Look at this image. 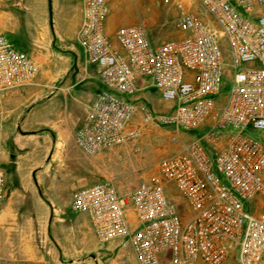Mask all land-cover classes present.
<instances>
[{
    "label": "built area",
    "instance_id": "obj_1",
    "mask_svg": "<svg viewBox=\"0 0 264 264\" xmlns=\"http://www.w3.org/2000/svg\"><path fill=\"white\" fill-rule=\"evenodd\" d=\"M112 1L80 0L76 41L102 88L74 130L75 146L93 156L135 141L150 123L203 133L129 191L110 179L80 185L70 208L85 214L99 243L127 240L137 264H264V142L245 134L264 128V0H163L182 33L163 41L139 23L108 34ZM39 72L0 28V123L7 94ZM225 75L229 91L219 102ZM144 79L166 111L133 99ZM6 196L0 168V205Z\"/></svg>",
    "mask_w": 264,
    "mask_h": 264
},
{
    "label": "rangeland",
    "instance_id": "obj_2",
    "mask_svg": "<svg viewBox=\"0 0 264 264\" xmlns=\"http://www.w3.org/2000/svg\"><path fill=\"white\" fill-rule=\"evenodd\" d=\"M15 2L16 0H0V10H4L7 14L3 13L1 16L3 26L0 25V28L7 33L17 49H26L25 51L40 64V72L32 83L18 88H23L21 97L28 103L46 95L51 86L57 85L63 79L68 69L69 71L73 69V65L72 58L65 51L68 50V44L53 41L48 31L43 32L39 27L34 28L31 23V20L33 22L37 20V23L46 21L47 12L40 13L43 15H40L41 20L34 17L35 13L32 11L17 10V4H13ZM195 9L202 14L205 13L199 4H195ZM262 9L264 11V5ZM175 17L176 10L163 0H113L107 22L111 31L129 23L142 24L152 41H163L182 35L180 31L173 30ZM11 30L15 34H11ZM221 46L223 54L227 56V43L223 41ZM229 86L228 75H225L217 95L219 102L227 96ZM149 91L153 95L150 99L137 97L135 100L145 101L156 113L166 111L169 103L164 102L154 88ZM59 99L60 97H55L52 101L58 103ZM46 101L47 99L38 100L32 109H41ZM41 115L48 114L41 111ZM50 115L52 118L55 117L52 113ZM15 120V117H6L0 123V155H7V150H12L13 155L19 160L18 165L22 168L27 165L22 155L33 156L39 142L36 136H20L22 130L16 128ZM202 133V129L178 132L170 125L150 123L142 126L135 141L93 156L81 154L75 144L68 142L67 145L73 153L72 160L66 162L63 168L68 173L66 176L71 177L53 181L56 187L52 188L51 192L56 196L52 207L54 211L52 208L50 210L51 214L54 212L55 217L64 215L67 218L55 219L53 231H49L47 209L43 207L44 210H41L33 202L24 184L23 173L20 178L16 171L6 170L8 193L10 190L14 192L15 202L6 217L0 220V236L3 238L0 264H59L54 243L73 246L77 244L81 251L77 252L79 255H76V258L81 257L82 260L74 264H137L127 240L108 243L97 241L85 214L70 208L72 194L80 185L105 179H110L120 192L129 191L139 181L155 173L156 163L160 158L181 150L192 136ZM245 134L264 142V128L257 130L247 128ZM54 173L58 178L65 174L64 170ZM170 189L172 194L177 193L173 186ZM40 192H42L41 187ZM42 211L46 215L42 220L37 222L30 218L32 212L42 214L44 213ZM49 248L51 251H47ZM70 256L68 254L67 259L71 258ZM231 263L232 257L225 264Z\"/></svg>",
    "mask_w": 264,
    "mask_h": 264
},
{
    "label": "crops",
    "instance_id": "obj_3",
    "mask_svg": "<svg viewBox=\"0 0 264 264\" xmlns=\"http://www.w3.org/2000/svg\"><path fill=\"white\" fill-rule=\"evenodd\" d=\"M30 1L16 0L13 4H17V10L19 11L34 12V17H38L41 20V16L43 15L40 13L47 12L46 21L37 23V20H34L35 22L31 20V23H33L34 28L39 27L43 32L48 31L53 41L68 44V50L65 51L72 58L73 69L71 71L68 69L63 79L57 85L51 86L52 88L46 95L28 103L21 97L23 88H17L7 94L4 99L5 113L2 122L6 117H15L14 125L16 128L22 130L20 136H36L39 144L36 146L33 156L27 154L22 155V159L26 160V166L21 168L18 165L19 160L13 155L12 150H7V155H0V168L4 172L8 169L11 172L16 171L20 178L23 173L22 178L25 180L24 184L26 185L27 191L31 194L33 202L41 210H44V208L47 209L46 214L50 224L49 231H53L55 219L63 220L67 218L64 215L55 217L54 212L52 214L50 212L51 208L54 207V197L56 196L55 193L51 192L52 188L56 187L53 181H60L64 177H71L66 176L68 173L63 168L66 162L68 163L72 160L73 154L67 143L75 144L73 136L74 128L84 120L87 108L95 93L102 88V84L97 66L86 62L84 54L76 41V32L81 22L80 0ZM3 13L5 14L6 12L0 10L1 26H3L1 19ZM106 30L110 35L113 33V31L109 30L107 21ZM10 33L15 34L13 30ZM151 89L153 87L148 79L139 80V88L133 96V99L137 97L150 99L153 96L149 91ZM55 97H60L58 103L52 101ZM41 99H47L44 107L41 109H32L33 105ZM40 110L47 112L48 115L42 116ZM50 113L55 115V117L52 118ZM62 170H64L65 174L63 173L64 175L58 178L54 172H60ZM40 187L42 188V192H40ZM6 189V199L2 206H0V220L6 217L15 202L14 192L10 190L8 193L7 178ZM45 216V212L42 214L32 212L30 218L38 222ZM2 244L3 238L0 236V251L3 250L1 247ZM54 246L58 252L59 264H74L82 260L81 257L76 258V255H79L77 252L81 251L76 243L74 246L54 243ZM47 251H51V249L49 248ZM68 254L71 255L69 259H67ZM72 255H75V257Z\"/></svg>",
    "mask_w": 264,
    "mask_h": 264
},
{
    "label": "trees",
    "instance_id": "obj_4",
    "mask_svg": "<svg viewBox=\"0 0 264 264\" xmlns=\"http://www.w3.org/2000/svg\"><path fill=\"white\" fill-rule=\"evenodd\" d=\"M12 34V33H11ZM16 45L19 47V44L18 43H16ZM14 46H15V44H14ZM22 51H25L26 49H21ZM26 52V51H25Z\"/></svg>",
    "mask_w": 264,
    "mask_h": 264
}]
</instances>
